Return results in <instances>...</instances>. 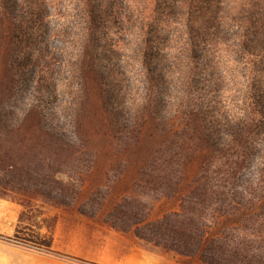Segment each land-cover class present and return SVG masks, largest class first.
Returning a JSON list of instances; mask_svg holds the SVG:
<instances>
[{"label":"trees","instance_id":"1","mask_svg":"<svg viewBox=\"0 0 264 264\" xmlns=\"http://www.w3.org/2000/svg\"><path fill=\"white\" fill-rule=\"evenodd\" d=\"M101 1L103 4L97 0H0V197L7 198L10 192L20 190L56 204L72 206L80 193L70 187V181L67 186L58 175L73 156L69 155L70 141L60 136L55 127L47 125L40 104H21L20 101L26 66H36L47 77L52 76L44 68H48L43 61L48 64V55L41 51L36 57H30L29 50H21L24 43H40L36 32L50 15L80 17L87 22L83 27L87 40L81 45L83 50L74 70V75L78 73L82 81L74 122L78 136L82 131L80 122H84L81 116L83 101L93 103L94 114L85 117L84 123L91 141L100 125L105 135L118 129L135 130L133 122L123 124L119 110L110 107L107 84L93 51L97 48L96 28L114 22L117 32L136 38L147 83V96L142 106L145 122L141 126L150 127L151 146L147 160L139 168L137 186L156 195H175L187 176L188 158L203 150L210 158L192 178L180 211L149 221L148 203L135 195H127L106 213L104 221L179 254H200L208 264H264V0H257L245 14L244 21L235 24L241 36L234 44L239 46L234 49L237 59L230 60L232 67L224 75L230 82L224 101L218 94L214 100L203 95L220 90L224 85L222 79L215 87L201 82L198 86V80L192 81L196 73L193 64L196 51L204 49V45L213 46L206 35L212 29L215 31L221 18L214 14L212 22L203 20L201 23L199 16H195L194 2L198 0H189V4L176 0L186 7V14L166 22L159 19L158 5L155 7L157 16L150 17L148 0ZM215 2L220 12L223 2ZM19 3L20 13L14 11ZM174 27L179 31V43L176 47L166 46L171 35L162 37L160 30L172 34ZM165 47L179 48L183 55L177 58L183 65V71L178 68V75L186 88L180 98V109L176 110L180 124H176L175 117L170 114L172 109L163 101L168 93L167 79L151 67L153 53L150 48L162 51ZM206 53L212 52L206 50ZM22 54L29 57H22ZM160 70L165 71L163 67ZM115 99L122 100L119 96ZM97 202L94 194L81 201L78 210L93 217L102 208H94ZM22 205L27 207L25 203ZM30 209L32 212L33 206ZM243 209L248 213L240 225L225 229L219 236L208 237V216ZM26 212H22L19 222ZM56 222V217H52L44 233L43 226L29 224L31 229L40 228L36 239L20 236V226L9 239L17 245L71 262L99 264L57 251L53 246Z\"/></svg>","mask_w":264,"mask_h":264},{"label":"rangeland","instance_id":"2","mask_svg":"<svg viewBox=\"0 0 264 264\" xmlns=\"http://www.w3.org/2000/svg\"><path fill=\"white\" fill-rule=\"evenodd\" d=\"M215 1L194 2L195 16H199L201 23L203 20L212 22L214 14L221 18L222 22L215 31L212 29L206 35L208 39H211L213 46L204 45V49H197L193 61L196 73L195 77L192 76V81L198 80L196 83L198 86L201 82L207 87H215L219 79H222L221 84L224 85L220 90L203 95L207 99L214 100L215 94H218L221 97L220 100L224 101L230 84L224 75L226 70L232 67L230 60L237 59L234 49L236 50L239 46L234 44L238 42L236 38L241 36L236 25L244 21L245 14L257 0H222L220 12ZM97 2L103 4L101 0ZM185 2L189 4V0ZM181 3L176 0H148L147 13L150 17L157 16L155 7L158 5L161 10L159 18L161 21L176 20L186 14V7L183 8ZM14 11L20 13V3ZM86 25V20L80 17L50 15L41 27L38 26L39 30L36 33L40 43L33 45L24 43V47L21 48V50H29L30 57L33 55L36 57L42 51L50 58L48 64L43 60L48 65V68L44 67L45 70L50 71L52 75L50 78L36 66H26L23 69L25 76L22 81L20 101L21 104H40L47 117V125L55 127L60 136L70 141L69 155L73 156L67 165L62 166L61 173L59 172L58 175L63 178L67 186L71 183L70 187L80 193L77 194L78 198L72 206L56 204L42 196L20 190L10 192L7 198L0 197V264H44L37 261L36 255L47 253L17 245L9 238L20 226V236L36 239L40 228L31 229L29 224L43 226L41 231L44 233L51 224L52 217L61 220L58 242L54 244L53 240L55 249L74 256L80 254L78 255L80 258L89 261V256L102 257L109 263L114 256L118 258L116 264H208L202 260L200 254L193 256L179 254L164 246L143 240L133 231H121L104 221L106 213L127 195H135L148 203L149 221L158 220L169 212L180 211L182 199L189 190L192 178L201 171L202 165L210 158V154L203 150L188 158L187 176L175 195H156L155 192H146L137 186L140 182L139 168L147 160L151 146L150 134H148L151 133L150 127L141 126L145 122L142 119V106L147 96V83L141 64L142 53L134 41L135 37L132 39L122 31L117 32V25L114 22L104 25L105 27H101V24L99 28H96L97 48L93 51L107 84L105 87L107 95L111 98L110 107L119 110V118L123 124L131 125L133 122L135 130L128 132V130L119 131L118 129L117 132L114 130L105 135L100 125L99 132L95 133L94 140L91 141L89 130H86L84 123L85 117H92L94 114L93 103L83 101L81 116L84 122L83 120L80 122L82 131L80 137L78 136L74 122L82 81L78 73L74 75V70L77 67V57L83 50L81 45L87 40L83 30ZM160 34L167 38L171 35L167 39L166 46L176 47L179 43L177 36L179 31L175 30V27L172 34L163 29L160 30ZM206 50L212 53L207 54ZM179 51V48L165 47L162 51L150 48V53H153L151 67L168 81V93L163 96V101L166 107L172 109L170 114L175 117L176 124H180V117L177 116L176 110L180 109V98L183 90L186 89L181 83L183 79L178 75L179 67L183 71V65L177 59L183 56ZM22 57L29 56L22 54ZM44 63L42 65H45ZM160 67H163L165 71L160 70ZM200 71L201 73L198 74ZM211 78L213 81L210 80ZM207 87L204 88L207 89ZM116 96L122 98L121 102L115 99ZM137 138L138 140L140 138L139 142ZM94 194L98 198L94 208L102 207L101 210L93 217L82 214L78 210L79 203ZM22 203H25L27 207H24ZM30 206H33L32 212H30ZM23 211L27 212L23 215V221L19 222ZM43 211L46 215L42 214ZM247 213L243 209L230 214L208 216V237L219 236L225 229L240 225ZM55 233L56 227L53 233L54 238ZM82 239H86L85 245L80 242ZM117 246L121 248L120 251L116 250ZM116 252L119 253L118 256ZM92 262L100 264L97 261Z\"/></svg>","mask_w":264,"mask_h":264},{"label":"crops","instance_id":"3","mask_svg":"<svg viewBox=\"0 0 264 264\" xmlns=\"http://www.w3.org/2000/svg\"><path fill=\"white\" fill-rule=\"evenodd\" d=\"M57 220L58 221L56 222V226H55L56 227V233H55V238H54V244H56L58 242V239H59V236H60L59 235V227H60V224H61V220L58 219V218H57ZM111 232H114V231L111 230ZM113 234H115V233H113ZM85 240L86 239H82V241H80L82 243V245H85V243H86ZM54 244H53V246H54ZM116 250L120 251L121 248L119 246H117ZM82 252H83V250H82ZM118 254L119 253L116 252V256H118ZM78 255H80V254H76L75 256L79 257ZM36 258H38L37 261L44 262V264H74L71 261H68V260H65V259H62V258H58V257H55L53 255H49V254H43V255L38 254V255H36ZM89 259H90V261L100 262V264H116L115 262L118 260V258L117 257L115 258L114 256L112 258L113 259L112 262H109V263H108V261H106L102 257L94 258V257L89 256Z\"/></svg>","mask_w":264,"mask_h":264}]
</instances>
